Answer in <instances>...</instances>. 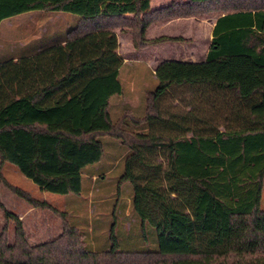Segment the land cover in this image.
I'll list each match as a JSON object with an SVG mask.
<instances>
[{"label": "trees", "instance_id": "trees-1", "mask_svg": "<svg viewBox=\"0 0 264 264\" xmlns=\"http://www.w3.org/2000/svg\"><path fill=\"white\" fill-rule=\"evenodd\" d=\"M32 10L78 19L64 42L0 60V169L10 162L41 190L80 194L83 170L103 155L101 136L119 139L128 152L119 181L129 182L133 211L154 228L157 248L120 250L112 225L109 248L91 250L66 212L7 183L58 214L63 230L30 245L21 218L4 209L15 242L4 227L0 264H264V0L173 1L153 10L149 0H0V22ZM211 11L224 13L205 59L161 62L142 114L112 119L123 64L112 28L143 48L179 39L146 38L155 19ZM152 151L164 170L146 160Z\"/></svg>", "mask_w": 264, "mask_h": 264}, {"label": "rangeland", "instance_id": "rangeland-1", "mask_svg": "<svg viewBox=\"0 0 264 264\" xmlns=\"http://www.w3.org/2000/svg\"><path fill=\"white\" fill-rule=\"evenodd\" d=\"M75 17V18H74ZM78 15L65 11L32 10L0 22V60L17 58L36 52L62 37L76 23ZM136 52L134 60H140ZM122 66L119 80L122 93L110 100L112 119L124 112L142 114L145 94L157 84L150 72L143 71L142 63L129 62ZM103 155L101 159L83 170L80 194H61L41 190L32 179L25 176L16 165L5 162L0 174V233L7 229L9 244L15 242V222L7 219L4 209L17 214L23 223L30 245L48 242L58 237L62 220L52 209L36 207L16 195L7 183L18 186L36 199L44 200L67 213V218L81 233L89 249L94 251L109 248L108 231L113 225L119 249L129 252L152 251L157 248L154 228L140 220L133 211L132 190L128 181H119L124 167L127 149L120 140L110 135L101 136ZM160 151L146 152L164 170L165 160ZM151 153V156H150ZM144 160V159H143ZM260 208L264 210V177ZM143 228V229H142ZM144 232V233H143Z\"/></svg>", "mask_w": 264, "mask_h": 264}, {"label": "crops", "instance_id": "crops-1", "mask_svg": "<svg viewBox=\"0 0 264 264\" xmlns=\"http://www.w3.org/2000/svg\"><path fill=\"white\" fill-rule=\"evenodd\" d=\"M186 0H149V10L166 6L171 2ZM222 11H211L206 14L174 15L155 19L145 31L146 38L158 36L179 37L176 40H164L150 44L143 48H135L128 33L117 26L112 28L117 37V53L123 59L122 66L129 62L142 63L143 71L151 73L155 78V69L163 61L177 60L188 62L203 61L207 55L212 40L213 27ZM75 18V17H74ZM78 17L75 21H77ZM68 31V30H67ZM62 37L55 43L64 42ZM42 48H36V52ZM136 52H139L140 60L135 59ZM32 54V53H31ZM122 66L119 69L122 68Z\"/></svg>", "mask_w": 264, "mask_h": 264}]
</instances>
